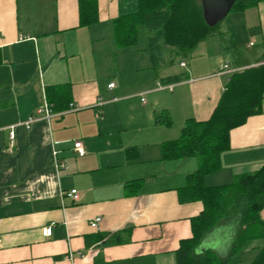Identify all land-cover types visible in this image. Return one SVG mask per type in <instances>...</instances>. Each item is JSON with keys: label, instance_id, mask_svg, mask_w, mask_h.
Here are the masks:
<instances>
[{"label": "crops", "instance_id": "crops-1", "mask_svg": "<svg viewBox=\"0 0 264 264\" xmlns=\"http://www.w3.org/2000/svg\"><path fill=\"white\" fill-rule=\"evenodd\" d=\"M80 3L0 0V264H178L191 219L203 210L201 201H180L179 188L199 162L166 159L162 145L180 136L187 119L211 116L233 74L225 64L240 71L264 63V1L236 12L248 17L243 24L230 18L222 25L224 40L208 37L186 58L163 46L170 55L163 67L116 41L114 21L135 12L137 0H98V21L88 26L80 24ZM239 27L259 28L258 53L239 54ZM126 64L135 74L129 81ZM142 95L149 100L126 131L119 111ZM45 103L50 118L37 113L27 128ZM17 123L11 145L8 126ZM76 140L85 156L75 153ZM54 150L66 163L59 170ZM221 162L209 185L264 164V99L261 112L231 130ZM139 179L141 186H126ZM71 189L77 200L63 194ZM261 215L264 221V208ZM97 216L98 229L90 225ZM202 246H215L210 235Z\"/></svg>", "mask_w": 264, "mask_h": 264}, {"label": "trees", "instance_id": "trees-1", "mask_svg": "<svg viewBox=\"0 0 264 264\" xmlns=\"http://www.w3.org/2000/svg\"><path fill=\"white\" fill-rule=\"evenodd\" d=\"M262 1L237 0L231 13L244 11ZM137 2L135 12L114 21L116 41L121 46H132L138 40L139 29L145 27L149 32L152 61L159 60L163 46L186 58L203 40L222 35V21L210 26L203 16L201 0ZM96 21L98 0H81L80 24L88 26ZM184 77L178 76L177 79ZM263 99L264 63L236 71L207 120L187 119L180 136L163 143L164 158L197 157L199 162L198 168L188 174L185 185L179 188L180 201H201L203 210L191 219L192 237L181 242L177 251L178 264H229L246 244L264 238L261 215L264 208V164L257 171L238 175L227 184L209 185L206 180L222 168L221 158L230 148L231 130L261 112ZM161 120L156 117V122ZM165 122H172L168 115ZM126 186H141V180L131 181ZM223 226L232 240L229 251L200 246L215 229ZM250 264H264V245Z\"/></svg>", "mask_w": 264, "mask_h": 264}, {"label": "rangeland", "instance_id": "rangeland-1", "mask_svg": "<svg viewBox=\"0 0 264 264\" xmlns=\"http://www.w3.org/2000/svg\"><path fill=\"white\" fill-rule=\"evenodd\" d=\"M250 11H255V10L251 9ZM229 14H230L229 16H227L226 18H224L222 20V22H221L222 25H225L226 22L230 18H232V19H240L241 18L239 21V23H241V24L244 23L245 18L246 19L248 18L247 16H242L241 14L236 13V12H232V13L230 12ZM248 21L250 22L251 20L248 19ZM239 23H238V26L240 25ZM237 32L239 33L238 35H236V37L238 38L237 48L239 50L238 52H240L239 54L244 53V54H248V55L251 54L252 55L254 53L255 54L258 53L262 49L263 38L260 35L259 28H255L253 30V32L249 33L248 30H246V28L239 27L237 29ZM218 36H220V35H218ZM218 36H215L214 39H216L219 42H221L222 40L225 39L224 37H221V36L218 37ZM250 40H253L255 45L247 47V44L250 42ZM229 42L230 41L227 42V46L229 48H233V46H229ZM164 47H166V46H164ZM166 48L170 49L169 47H166ZM215 48H216V46H215ZM129 49H134L136 51V53H140L136 57H139V59H141V62L143 61V63H145V64H146V62L148 63L147 60H145V61L143 60V57H144L143 55L150 54L149 32L145 29V27H141L139 29L138 40ZM211 51H213V49ZM127 56L128 55L125 56V60L127 59ZM169 58H170L169 50H167L159 56V60L157 62L163 67L164 60H166L168 62ZM149 65H151V62ZM124 67H126V68H125V71H122V74L125 73L126 75L124 76V78L129 81L130 79H132L134 77L135 74L127 70L128 68H130V64H126ZM165 67H166V69H168L171 66L166 65V66H164L163 69H165ZM143 73H145V72H143ZM112 80H114V82H116V83L118 82V79H112ZM142 96H143V99H141L139 97L138 99L126 100V102L123 103V108L120 109V111L118 110L120 112L119 114L121 115V116L118 115L120 122H122V123L127 122L129 124V126L127 124L124 125V127L126 128V131H129V128L131 127L130 125L132 124V122L133 123L137 122V118L139 116V113L141 112L142 103L144 101L149 100L148 95H142ZM118 111H115L114 114H117ZM113 123H114L113 120L110 119V123H109L110 126H112ZM225 228L226 227L223 226L220 229H215L210 234V238H212L213 243H215L214 248L220 247L223 250L229 251V248L231 247V241L232 240H231V237L229 236V233H228L229 231L228 230L226 231ZM227 242H229V243L227 244ZM263 245H264L263 239L262 240L257 239V240H253V241L249 242L248 244H246V246L242 250H240L237 254H235L232 257L229 264H250L252 262V260L255 258V256L258 254L259 250L261 249V247ZM200 246L202 247V244Z\"/></svg>", "mask_w": 264, "mask_h": 264}, {"label": "built area", "instance_id": "built-area-1", "mask_svg": "<svg viewBox=\"0 0 264 264\" xmlns=\"http://www.w3.org/2000/svg\"><path fill=\"white\" fill-rule=\"evenodd\" d=\"M182 65H185V63L182 62ZM224 68L229 69L230 72H233V73L236 72V70L231 69L228 64H225ZM109 86L110 87H114V82H111ZM50 112H51L50 104L49 103H45L43 106L39 107L37 109L36 113L32 114L29 117V119L27 121H25L23 124L27 128H30L33 122H35L38 119H40V117H39V115H37V113L43 114V116L46 119H48L51 116ZM19 124H22V123L12 124V125L8 126V128H9V138H10L11 145H13V143H14V141L16 139V127ZM73 149H74L75 153L78 156H80V157L85 156V154H86V150H85L84 145H83L81 140H76L74 142V148ZM53 154H54V160H55V167L57 168V170H59L62 167H65L66 163L63 160L62 161L59 160V158L57 157L58 151L54 150ZM64 193L66 195L72 197L74 200H77L79 198V193H78L77 189H71L68 192H63V194ZM101 220H102V217L101 216H97L94 219H92V221L90 222V225L93 228L98 229L99 228V223L101 222ZM42 231H43V235L44 236H47V237L51 236L52 233H53V225H48V226L44 227Z\"/></svg>", "mask_w": 264, "mask_h": 264}, {"label": "water", "instance_id": "water-1", "mask_svg": "<svg viewBox=\"0 0 264 264\" xmlns=\"http://www.w3.org/2000/svg\"><path fill=\"white\" fill-rule=\"evenodd\" d=\"M237 0H201L203 16L210 26H214L231 12Z\"/></svg>", "mask_w": 264, "mask_h": 264}]
</instances>
